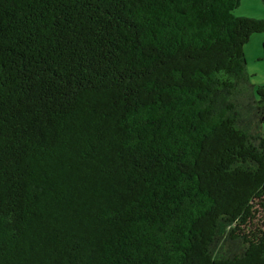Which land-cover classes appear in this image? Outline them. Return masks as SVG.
I'll use <instances>...</instances> for the list:
<instances>
[{
	"label": "trees",
	"instance_id": "1",
	"mask_svg": "<svg viewBox=\"0 0 264 264\" xmlns=\"http://www.w3.org/2000/svg\"><path fill=\"white\" fill-rule=\"evenodd\" d=\"M242 1L0 0V264H264Z\"/></svg>",
	"mask_w": 264,
	"mask_h": 264
},
{
	"label": "rangeland",
	"instance_id": "2",
	"mask_svg": "<svg viewBox=\"0 0 264 264\" xmlns=\"http://www.w3.org/2000/svg\"><path fill=\"white\" fill-rule=\"evenodd\" d=\"M237 16L264 17L263 0H243L236 10ZM247 69L255 88L264 85V33H255L244 46ZM264 132V126H263Z\"/></svg>",
	"mask_w": 264,
	"mask_h": 264
}]
</instances>
